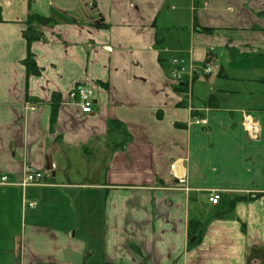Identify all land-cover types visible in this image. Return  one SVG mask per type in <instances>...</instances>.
<instances>
[{
	"label": "crops",
	"instance_id": "crops-1",
	"mask_svg": "<svg viewBox=\"0 0 264 264\" xmlns=\"http://www.w3.org/2000/svg\"><path fill=\"white\" fill-rule=\"evenodd\" d=\"M0 264H264V0H0Z\"/></svg>",
	"mask_w": 264,
	"mask_h": 264
},
{
	"label": "built area",
	"instance_id": "built-area-1",
	"mask_svg": "<svg viewBox=\"0 0 264 264\" xmlns=\"http://www.w3.org/2000/svg\"><path fill=\"white\" fill-rule=\"evenodd\" d=\"M175 66V70L173 72V81L178 83L183 82V79L186 75H188L189 80L192 81L195 77H199L202 75H211L213 73V69L210 65L204 66L199 69V67H191L190 69L187 68V65L184 61H177L173 62ZM69 97L76 102V106L80 108L83 114H91L92 112V98H93V91L84 85H78L71 90L69 93ZM32 110H35L33 107ZM208 124L207 120L201 118H194V125H203L206 126ZM244 127L251 134V136H255L259 133V126L255 121L254 117L250 114L245 116L244 120ZM44 179V174L42 172L33 171V170H26L24 178L21 182V186L24 188L30 186H36L42 183ZM1 182L6 183L9 182L8 177H3ZM220 200V194L218 192H213L209 198V201L213 205H217ZM28 205L31 208L36 206V202L30 201Z\"/></svg>",
	"mask_w": 264,
	"mask_h": 264
},
{
	"label": "trees",
	"instance_id": "trees-1",
	"mask_svg": "<svg viewBox=\"0 0 264 264\" xmlns=\"http://www.w3.org/2000/svg\"><path fill=\"white\" fill-rule=\"evenodd\" d=\"M53 22L52 18H45L42 16H39L38 14H29L28 20H27V30L25 32V38L28 43V47L30 49V46L32 43L39 41L42 37V35L39 33L38 29L41 26L50 25ZM206 31V30H205ZM24 64L27 67V70L29 74L38 75L39 68L35 63L34 57L31 54L30 50L28 52L27 58L24 60ZM57 95L53 96V102L56 104ZM58 105V103H57ZM58 110L59 107L54 105L53 107V114H52V123L54 124L58 117Z\"/></svg>",
	"mask_w": 264,
	"mask_h": 264
},
{
	"label": "rangeland",
	"instance_id": "rangeland-1",
	"mask_svg": "<svg viewBox=\"0 0 264 264\" xmlns=\"http://www.w3.org/2000/svg\"><path fill=\"white\" fill-rule=\"evenodd\" d=\"M210 67L213 69V74H212L211 76H209L208 78H207V76H205V75H202V76H200L199 78L204 79V80H210V79H212L214 76H217V75H218L217 66L211 64ZM85 176H86V174H85Z\"/></svg>",
	"mask_w": 264,
	"mask_h": 264
},
{
	"label": "water",
	"instance_id": "water-1",
	"mask_svg": "<svg viewBox=\"0 0 264 264\" xmlns=\"http://www.w3.org/2000/svg\"><path fill=\"white\" fill-rule=\"evenodd\" d=\"M194 239H192V241H193Z\"/></svg>",
	"mask_w": 264,
	"mask_h": 264
}]
</instances>
